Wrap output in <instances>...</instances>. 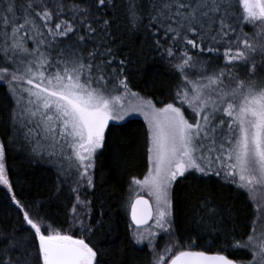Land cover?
<instances>
[{"label": "snow or ice", "instance_id": "6c2138e0", "mask_svg": "<svg viewBox=\"0 0 264 264\" xmlns=\"http://www.w3.org/2000/svg\"><path fill=\"white\" fill-rule=\"evenodd\" d=\"M123 36L143 37L138 68L155 54L178 77L170 99L131 90ZM0 82L10 94L0 186L18 213L0 228V264H107L96 237L114 225L108 198L96 196V160L109 122L131 114L146 124L148 167L121 200L129 242L147 245L149 264H264V0H0ZM17 144L30 163L56 168V193L69 182L67 230L17 199L7 164ZM191 173L215 175L254 205L239 238L226 228L231 205L205 198L193 209L205 232L230 237L219 251L176 236L173 185ZM229 248L251 258L231 259Z\"/></svg>", "mask_w": 264, "mask_h": 264}, {"label": "trees", "instance_id": "16d2710c", "mask_svg": "<svg viewBox=\"0 0 264 264\" xmlns=\"http://www.w3.org/2000/svg\"><path fill=\"white\" fill-rule=\"evenodd\" d=\"M245 31L250 29L246 28ZM121 39L128 45L122 48L123 53L131 52V59L134 61L129 65L131 90L139 92L142 96L150 95L153 99H170V85H173L178 77L171 74L166 63L155 54H149L143 61V66L138 68L135 60L140 53L143 37H132L129 40L128 36H123ZM6 93V84L0 82V135L7 130L10 94ZM145 129V121L138 117L109 122L105 147L97 155L96 196L100 199L108 198V210L114 225L111 235L96 237L102 241L103 260L107 264H149L151 260V251L146 245L138 246L129 242L130 218L120 206L122 198L128 195L130 180L133 177L138 179L143 177L147 171ZM26 156L27 153L19 144L10 147L7 152V164L17 199L30 208L37 204L42 205L39 211L46 218V222L51 223L53 227L67 229L66 220L70 219L71 209L68 196L69 182L64 183L62 192L56 193L58 183L56 168L45 163H30ZM10 196L11 193L0 186V228L5 230H10L18 221V213ZM205 198L213 201L221 210L228 205L233 207L234 225L229 223L226 228L231 229L235 226L237 238L254 219V206L249 203L245 194L215 175L200 177L197 173H191L177 179L173 185L176 220L174 227L177 238L184 246L195 240L199 246L195 250L215 252L221 250L230 241V237L225 232L209 235L198 226V217L195 216L193 209ZM164 239V235L158 238L159 247ZM224 254L236 260L251 258L246 252H234L231 248Z\"/></svg>", "mask_w": 264, "mask_h": 264}, {"label": "rangeland", "instance_id": "374dc122", "mask_svg": "<svg viewBox=\"0 0 264 264\" xmlns=\"http://www.w3.org/2000/svg\"><path fill=\"white\" fill-rule=\"evenodd\" d=\"M133 92H134V91H133ZM128 103L135 104V103H136V100H135L134 98L129 97L128 100H126V105H127ZM130 117H138V118H141V119L144 121L143 116L140 115V114H131V115L127 116L125 119L130 118ZM125 119H123V120H125ZM118 121H122V120H118ZM110 122H112V121H110ZM197 174H198V173H197ZM142 178H143V177H141V178H139V179H142ZM2 187H4V186H2ZM4 188H5V187H4ZM5 189H6V188H5ZM253 206H254V205H253ZM65 230H67V229H65ZM164 236H165V239L163 240V243H161L160 248H163V246L165 245V242L168 240V237H167L166 235H164ZM144 245H146V244L138 245V246H144ZM146 246H147V245H146Z\"/></svg>", "mask_w": 264, "mask_h": 264}, {"label": "water", "instance_id": "95a60500", "mask_svg": "<svg viewBox=\"0 0 264 264\" xmlns=\"http://www.w3.org/2000/svg\"><path fill=\"white\" fill-rule=\"evenodd\" d=\"M129 218H130V215H129ZM131 222V221H130Z\"/></svg>", "mask_w": 264, "mask_h": 264}]
</instances>
